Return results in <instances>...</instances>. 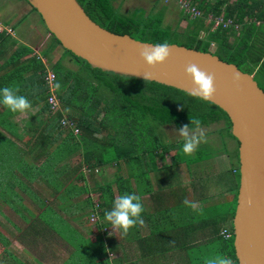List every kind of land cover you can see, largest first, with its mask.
<instances>
[{"label":"crops","instance_id":"0c3cea01","mask_svg":"<svg viewBox=\"0 0 264 264\" xmlns=\"http://www.w3.org/2000/svg\"><path fill=\"white\" fill-rule=\"evenodd\" d=\"M1 7L5 18L0 27L12 35L0 32V66L22 46L46 69L47 59L59 53L60 46L49 51V57L43 55L48 33L38 14L24 0H0ZM28 19L38 24L37 35L26 29ZM39 40L41 54L35 50ZM2 75L0 70V79ZM16 85L32 109L20 114L0 106V264H205L214 253L210 247L216 229L218 235L228 230L237 193L225 154L192 165L197 169L188 181L180 173L182 166L189 167L185 163L168 167L172 151L156 157L153 170L144 175L140 170L131 174L123 163L117 171L113 165L88 168L65 131L45 127V101L35 100L27 84ZM225 143L232 154L229 140ZM220 155L226 158L225 171L210 163ZM215 185L221 192L214 191ZM105 187L109 189L100 195ZM124 193L140 195L145 208L146 226L132 228L127 236L104 219L113 200ZM185 199L196 209L184 205ZM92 216L97 221L90 222Z\"/></svg>","mask_w":264,"mask_h":264},{"label":"trees","instance_id":"16d2710c","mask_svg":"<svg viewBox=\"0 0 264 264\" xmlns=\"http://www.w3.org/2000/svg\"><path fill=\"white\" fill-rule=\"evenodd\" d=\"M75 1L89 20L110 33L127 35L136 41L150 44L168 41L170 44L204 53L210 51V46L213 45L212 54L219 60L233 64L243 73L252 74L253 80L255 75L264 77V27L262 24L255 26L251 22L264 20V0H185L199 12V16L189 18L180 11L179 20L174 26L164 23V7L156 9L154 5L148 11L134 8L121 14L113 6L115 0ZM31 10L34 11L32 8ZM216 18H221L222 21L229 19L240 25V28L235 31L231 27L212 28ZM180 22H184L185 32L178 31ZM52 39L59 46L53 37ZM31 52L26 47L15 48L12 55L0 66V70L6 74L1 76L0 83L7 80L0 88L11 83L15 87H18L16 84H27L26 88L35 92V100L45 101L48 94L47 87L43 84L45 69L38 59L29 57ZM63 52L73 59L76 68L69 70L59 62L50 68L55 77L53 85L58 110L52 114L45 104L47 118L44 124L46 128H58L61 133L56 135L59 136L63 133L59 125L63 114L75 122L79 133L74 136L66 132L68 135L65 137L68 142L71 141V144L80 148L83 165L88 168L113 165L117 171L119 164L123 163L131 174L140 170L144 175L153 170L156 157L170 150L173 155L168 167L182 163L192 166L216 156L219 146L222 148L220 153L225 154L229 160L230 171L233 170L232 176L237 187L238 144L230 135L229 120L221 110L209 102L170 87L91 68L69 52ZM26 72L28 76L22 78V74ZM10 79L13 82L10 83ZM56 84L60 87H55ZM181 105L184 107L182 111L179 110ZM193 118L200 119L202 127L221 123L222 127L215 131V135L225 139L220 140L221 143L216 148L212 144L204 143L191 157L182 152L180 145L160 144L159 138L153 132L155 126H173L180 129L190 125ZM226 139L235 141L236 149L232 154L226 150ZM162 168L168 169L167 166ZM123 182L125 180L121 181ZM108 189H101L100 195H104ZM235 199L234 195L228 222L230 238L225 239L221 234L218 235L216 229V240L210 247L214 253L210 257L222 254L237 264L231 229ZM101 201L104 203L103 196ZM224 224L225 221H222V227Z\"/></svg>","mask_w":264,"mask_h":264},{"label":"water","instance_id":"95a60500","mask_svg":"<svg viewBox=\"0 0 264 264\" xmlns=\"http://www.w3.org/2000/svg\"><path fill=\"white\" fill-rule=\"evenodd\" d=\"M38 14L46 32L59 46L91 68L170 87L189 94V64L214 74L216 92L209 101L230 123L236 140L238 186L231 219L232 247L237 264H264V93L252 74L219 60L212 51L199 52L170 44L171 55L161 66L148 68L139 49L151 45L115 35L85 15L75 0H25ZM150 78L144 79V74ZM238 75V83L233 76ZM190 95V94H189Z\"/></svg>","mask_w":264,"mask_h":264},{"label":"clouds","instance_id":"9594fccd","mask_svg":"<svg viewBox=\"0 0 264 264\" xmlns=\"http://www.w3.org/2000/svg\"><path fill=\"white\" fill-rule=\"evenodd\" d=\"M171 45L168 41L143 45L139 51V58L148 68H154L163 65L170 57ZM185 77L191 81V90L189 94L205 102L212 101L216 92L214 87V74L201 70L195 64H189L185 68ZM144 79L150 78V74H144ZM239 76H233V82L238 83ZM59 88L60 85L56 84ZM19 87L5 86L0 89V106H3L12 113L28 114L32 109L31 102L22 95H19ZM181 105L179 110H183ZM183 140L182 152L185 155H193L199 146L208 142L207 135L202 128L200 119L193 118L190 125H185L177 132ZM184 205L196 209V204L187 199L183 201ZM145 211L140 195L124 193L116 197L112 202V207L104 213V219L110 223L112 230L119 231L121 236H127L129 231L136 227H144L145 220L142 213ZM221 235L228 239L230 234L227 229L221 232ZM205 264H234L233 260L225 255L217 254L206 259Z\"/></svg>","mask_w":264,"mask_h":264},{"label":"rangeland","instance_id":"374dc122","mask_svg":"<svg viewBox=\"0 0 264 264\" xmlns=\"http://www.w3.org/2000/svg\"><path fill=\"white\" fill-rule=\"evenodd\" d=\"M154 5H155L156 9L159 7H164L166 9L165 13H164V23L165 24H169L170 26H174V24L179 20L180 9L178 7L176 0H115L113 2V6L115 8H117L118 12L121 14H126L134 8H141L145 11H148ZM2 8L3 7H1L0 9H2ZM4 18H5L4 14L0 13V21L1 22H4V21H2V20H4ZM7 20H9V19H7ZM207 21H208V19L206 20V22ZM39 25L41 26V24H39ZM184 26H185L184 22H180L179 27H178V31L185 32L186 30H185ZM25 27L27 30H31V33L33 32L36 35L38 34V24L33 23V20H31V19L26 20ZM2 28H3V30H5V32L7 34L12 35L11 30H9L8 28H5V27H0V30H2ZM212 28H214L213 25H212ZM36 35L33 34L32 37H34ZM47 37H48V41H47L44 49L42 48V50H43V55H46L47 57H49L50 56L49 51H52L53 48H55V47L58 48L59 46L53 41L52 37L49 34H47ZM36 42H39V47H35L36 48L35 50L38 54H41L42 51H40V47L43 44L40 42V40L36 41ZM209 50L210 51L214 50L213 45L210 46ZM58 52L60 54L56 53L54 56H51L50 59H47V62L45 63L46 64L45 70L50 71L51 66L53 64H56L57 62H59L63 67H65L69 70H74V68H76V64L73 62V59L68 54H65L61 47L58 48ZM263 79H264L263 76L262 77L258 76V75L254 76V81L258 84L260 89L264 90ZM221 127H222L221 123H215V124L209 125L208 127H202L203 130L205 131L206 135H207V138H208L207 143L212 144L213 146H218L219 143H221V141L225 139V138H223V139L218 138L220 136L215 135V134H217L215 131ZM179 130L180 129H176L173 126H155V127H153V132H155L157 137L159 138L160 144H165V145H172L173 144V145H180L182 147L183 140L181 139V137L177 133ZM228 140L230 143V149L233 148L235 151V149H236L235 141L232 139H228ZM203 144H201L199 147H201ZM218 148H219L218 150L220 153L222 148L219 146H218ZM218 150H216V151H218ZM169 154H171V150H170V152H167V155H169ZM191 157H192V155H191ZM213 161L210 163L217 165L218 170L225 171L228 167L226 164L227 163L226 158L224 156L220 155L218 157H215L213 159ZM186 169L187 170H185L184 166H182L180 168V173L182 175L183 181H188L191 178V176H194L197 168L194 166H189V167H186ZM85 171H86V169H85ZM108 173H110V175L108 174L109 175L108 179H111L112 170H111V172L109 171ZM225 176H226V174H225ZM77 184L79 185L80 183L78 182ZM217 187H216V185L214 186V188H213L214 191L215 192L216 191L221 192V187L220 188H217ZM92 199H96V197H93ZM89 219H90V217H89ZM94 219H95V221H97L96 217ZM61 236L68 238L64 234H61ZM1 243L3 245L6 244V242H1Z\"/></svg>","mask_w":264,"mask_h":264},{"label":"built area","instance_id":"2783aa9c","mask_svg":"<svg viewBox=\"0 0 264 264\" xmlns=\"http://www.w3.org/2000/svg\"><path fill=\"white\" fill-rule=\"evenodd\" d=\"M176 2L178 4L180 11L182 13H184L185 15H188L189 18H194V17L199 16V12L196 11L192 6H190L187 3V1L176 0ZM251 22L255 26L262 24L264 27V20L261 22L252 20ZM212 24H213L214 28H216L218 26H220L222 29H226L228 27H231L234 31L238 30L240 28V25L232 23V21H230L229 19L222 21L221 18H216L213 20ZM4 31L5 30H3V28H2V30H0V32H4ZM54 79H55V77H54L53 72L51 70L50 71L46 70L45 75L43 77V84L47 87V91H48L45 102L49 108V111L52 114L58 110V102H57L55 95H54V85H53ZM59 125H60L61 130L65 131V132H70L74 136H76L79 133L78 128L76 127L75 123L71 119L67 118L66 115H64V114L59 119ZM93 220H94V216L91 217L90 222H93Z\"/></svg>","mask_w":264,"mask_h":264}]
</instances>
